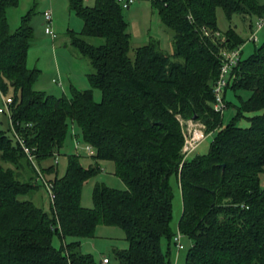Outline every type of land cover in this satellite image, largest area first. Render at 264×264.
<instances>
[{
  "label": "trees",
  "instance_id": "obj_1",
  "mask_svg": "<svg viewBox=\"0 0 264 264\" xmlns=\"http://www.w3.org/2000/svg\"><path fill=\"white\" fill-rule=\"evenodd\" d=\"M18 2L0 0V94L12 93V134L0 130V264H94L81 253V241L101 225L124 231L128 249L115 252L120 264H170L161 241L168 240V250L170 242L175 247L169 227L172 175L182 197L178 232L192 242L185 264H264V45L230 73L228 87L250 95L221 129V115L213 110L219 50L243 42L233 30L224 38L205 34L218 31V9L228 19L264 18V6L255 0H154L161 23L173 33V53L165 55L150 42L131 59L125 9L117 0H94L92 7L69 0L83 22L71 46L88 61L90 88L72 87L67 96L35 90L39 70L27 67L32 12L15 31L6 18ZM247 114H253L249 127H238L235 120ZM194 117L206 134L217 136L207 157L184 161L183 124ZM69 135L78 148L60 176L56 156ZM80 150L93 164H81ZM99 161L113 162L125 189L96 185L87 209L82 189L100 171ZM38 172L51 185L48 212L34 203ZM58 234L75 240L56 250Z\"/></svg>",
  "mask_w": 264,
  "mask_h": 264
},
{
  "label": "rangeland",
  "instance_id": "obj_2",
  "mask_svg": "<svg viewBox=\"0 0 264 264\" xmlns=\"http://www.w3.org/2000/svg\"><path fill=\"white\" fill-rule=\"evenodd\" d=\"M130 1L132 3L129 9L123 10V18L127 23L128 34L130 35L129 57L133 59L136 49L148 45L150 42H157L163 54L171 55L173 53V33L161 23L157 11L152 6L154 0ZM255 1L258 5L264 6V0ZM83 4L84 6L92 7L94 0H83ZM47 10L52 13V30L57 36L55 40L45 34L43 13ZM29 11L32 12L30 26L33 31V39L28 51L27 67L30 70H39L38 80L34 84L35 90L54 95L59 93L60 95L71 96L72 87L81 91L89 89L87 74L90 72V67L88 61L74 52L70 40L71 35L82 32L83 22L71 10L69 0H19L16 8H10L6 12L7 22L11 31L19 28L22 18ZM259 20L260 18L256 14H248L247 16L234 14L228 19L222 10L218 9L216 12L217 33H220L224 38L227 31L233 30L243 42L240 45L242 47L241 59L246 60L250 58L256 48L264 45V27L257 33V42L248 41ZM53 90H56L57 94L53 93ZM93 94L94 100L100 102L101 92L95 89ZM11 95V92L6 95L0 94V108L3 107V98H10ZM249 95V92L234 90L231 85L227 87L225 96L227 108L221 114V129H224L234 121L235 114L241 103L246 101ZM251 116L253 114H247L245 117L235 120L236 125L241 128L249 127L250 122L247 118ZM193 122V125L196 126L202 124L197 121ZM186 123L183 125L187 134ZM0 130L7 132L9 135L12 134L8 118L4 114H0ZM74 132L79 134L76 127H74ZM216 136L217 132L206 134V138L197 145L194 155L187 160L192 161L196 158L207 157ZM79 142L84 145L81 138H79ZM75 154L74 143L69 135L59 155L56 156V167L60 176L66 170L68 156ZM79 157L84 167L93 164L92 158L87 156L82 150L79 151ZM54 163L52 159L42 165V167L44 168V166ZM98 165L100 171L95 177L88 180L82 189L81 206L87 209L93 207V191L96 185H104L118 190L125 189L124 183L114 175L113 162L99 161ZM169 182L172 188V212L169 227L171 235H175L179 231L178 224L183 208L182 197L179 179H177L176 175H172ZM261 185L264 186V174L261 175ZM38 186V191L34 196V203L48 212L50 209L49 194L41 182L38 183ZM74 240V238H62L58 234L54 235L52 244L56 250L64 251L65 245ZM181 243L184 249L177 252L171 242L168 250V240L166 238L161 241L162 250L167 254V261L170 264H185V258L192 247V242L188 237H185ZM127 249L128 243L124 231L117 227L104 225L96 228L94 237L83 239L80 247L81 253L90 255L94 264H101L103 259H107L109 264H120L115 257V252H122Z\"/></svg>",
  "mask_w": 264,
  "mask_h": 264
},
{
  "label": "built area",
  "instance_id": "obj_3",
  "mask_svg": "<svg viewBox=\"0 0 264 264\" xmlns=\"http://www.w3.org/2000/svg\"><path fill=\"white\" fill-rule=\"evenodd\" d=\"M118 3L121 5V7L125 10L129 9L131 5L130 0H117ZM43 19L45 24V34L51 36L52 40H55L57 38L56 34L52 30V13L50 10H47L43 13ZM264 27V18H260L259 22L255 26L254 32L251 33L249 40L253 43L257 42V33ZM206 36H214L216 38H221V34L215 32H205ZM224 41V40H222ZM241 53H242V47H238L234 50H226L224 48H221L219 50V61H220V69H219V75L216 81V84L214 86L213 92H214V104H213V110L216 113H219L220 115L223 113V111L227 108V105L225 104L224 95L225 91L230 83V73L239 65V62L241 60ZM12 103L11 99L4 98L3 99V107L0 108V114H5L6 116L10 117V104ZM194 122L188 121L186 123L187 128V134L186 129L183 128V138H184V144L182 147V155L184 157V161L187 160L190 156L194 155V152L197 148V145L202 142L206 138L205 133V126L200 125H193ZM197 127V128H196ZM196 128V129H195ZM199 128V129H198ZM204 130V131H203ZM19 140L20 145L22 146V149L24 153L27 155L29 160L34 163V156L32 155L31 150L26 147L22 141ZM75 148H78V144L75 145ZM84 150L87 152V154L92 155V149L89 146H85ZM37 182H41L44 184L47 193L49 194L50 200L53 199V193L51 189V185L47 183L42 176L40 172H38V179ZM184 238V235H182L180 232H177V234L174 236L173 241L175 243V248L178 251H181L184 249L181 241ZM101 264H109V261L107 259H103Z\"/></svg>",
  "mask_w": 264,
  "mask_h": 264
},
{
  "label": "crops",
  "instance_id": "obj_4",
  "mask_svg": "<svg viewBox=\"0 0 264 264\" xmlns=\"http://www.w3.org/2000/svg\"><path fill=\"white\" fill-rule=\"evenodd\" d=\"M62 88H63V86H62ZM56 89L58 90V88H56ZM52 92L55 93V94H57V91L56 90H53ZM58 95H60V94L58 93Z\"/></svg>",
  "mask_w": 264,
  "mask_h": 264
},
{
  "label": "water",
  "instance_id": "obj_5",
  "mask_svg": "<svg viewBox=\"0 0 264 264\" xmlns=\"http://www.w3.org/2000/svg\"><path fill=\"white\" fill-rule=\"evenodd\" d=\"M196 120V118L194 117L193 119H192V121H195Z\"/></svg>",
  "mask_w": 264,
  "mask_h": 264
}]
</instances>
